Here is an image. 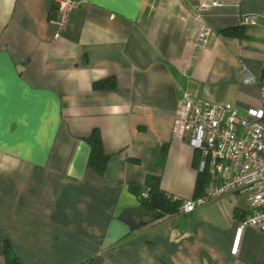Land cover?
<instances>
[{
  "label": "crops",
  "instance_id": "crops-1",
  "mask_svg": "<svg viewBox=\"0 0 264 264\" xmlns=\"http://www.w3.org/2000/svg\"><path fill=\"white\" fill-rule=\"evenodd\" d=\"M77 1L55 38L54 0H0V264L5 244L19 264H264L263 232L237 238L247 192L157 225L139 198L149 179L194 197V150L174 137L181 91L241 115L261 106L242 80L264 74V0ZM109 77L115 90L92 89ZM93 130L102 176L87 168Z\"/></svg>",
  "mask_w": 264,
  "mask_h": 264
},
{
  "label": "built area",
  "instance_id": "built-area-1",
  "mask_svg": "<svg viewBox=\"0 0 264 264\" xmlns=\"http://www.w3.org/2000/svg\"><path fill=\"white\" fill-rule=\"evenodd\" d=\"M77 0H54L49 23L59 38L73 12ZM204 3L200 10L219 6ZM258 18L243 14L238 19L242 27L254 26ZM210 32L203 25L195 47L206 48ZM243 84H256L261 106L247 110L241 115L232 104H213L191 92L181 91L174 125V137L187 141L199 154L197 173L208 175V184L203 193L191 199L167 196L179 202V214L189 215L198 207L219 200L235 192L248 193L249 213L238 223L237 238L247 228L264 233V75L255 78L246 75ZM149 189L139 194L140 200H148Z\"/></svg>",
  "mask_w": 264,
  "mask_h": 264
},
{
  "label": "trees",
  "instance_id": "trees-1",
  "mask_svg": "<svg viewBox=\"0 0 264 264\" xmlns=\"http://www.w3.org/2000/svg\"><path fill=\"white\" fill-rule=\"evenodd\" d=\"M224 37H231V38H242L243 31L241 30H224L220 33ZM264 75V74H263ZM116 81L113 77H109L106 79L94 81L92 83V89L94 91H112L116 89ZM89 148L90 153L87 161V168L97 175L102 176L107 163L110 158V154H107L102 146L101 137L97 130H93L85 139ZM165 149L163 148V152ZM199 161V154L198 152L194 151L192 167L194 170L197 169ZM208 184V175L206 173H197L195 186H194V197L200 196L204 188ZM151 193L153 192H160L158 185L156 183L151 182L149 179V184L147 188ZM142 205L150 210L155 211L149 204L148 200L142 201ZM179 202H175L172 200H168L166 206L162 211H155L157 212V218L151 223V225H157L166 222L167 220L171 219L174 216L179 214ZM4 254L7 260V264H19L18 260L11 254L9 246L5 244L4 246Z\"/></svg>",
  "mask_w": 264,
  "mask_h": 264
},
{
  "label": "water",
  "instance_id": "water-1",
  "mask_svg": "<svg viewBox=\"0 0 264 264\" xmlns=\"http://www.w3.org/2000/svg\"><path fill=\"white\" fill-rule=\"evenodd\" d=\"M150 206L156 211H162L167 204V197L163 192H153L149 197Z\"/></svg>",
  "mask_w": 264,
  "mask_h": 264
}]
</instances>
